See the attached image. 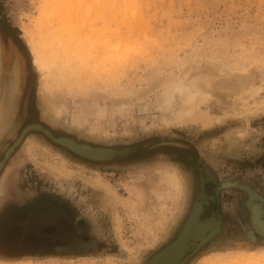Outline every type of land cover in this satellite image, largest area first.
Masks as SVG:
<instances>
[{"label":"rangeland","instance_id":"374dc122","mask_svg":"<svg viewBox=\"0 0 264 264\" xmlns=\"http://www.w3.org/2000/svg\"><path fill=\"white\" fill-rule=\"evenodd\" d=\"M133 1L124 16L121 0H0V264H144L178 235L202 177L204 215H216L199 218L220 228L181 264H264L251 208L258 199L264 230V0ZM52 27L65 34L44 38L60 55L42 78L23 32ZM174 80L208 96L162 104ZM55 97L68 111L50 109ZM33 122L108 160L38 129L21 136ZM162 168L180 182L152 215Z\"/></svg>","mask_w":264,"mask_h":264},{"label":"bare ground","instance_id":"6f19581e","mask_svg":"<svg viewBox=\"0 0 264 264\" xmlns=\"http://www.w3.org/2000/svg\"><path fill=\"white\" fill-rule=\"evenodd\" d=\"M121 1H123V10L121 11V9H120V11L122 12V14L124 15V14H132V13H134L133 11V9H135L134 8V1L132 2V4H133V9H132V12L130 11L131 9H129L130 7L129 6H131L132 4H131V0H121ZM47 3H48V1H47ZM111 3V2H110ZM122 3V2H121ZM45 4V3H44ZM68 4V6L66 7L67 9L66 10H68V7L70 8H72L73 7V5L71 6L70 5V2L69 3H67ZM65 5V4H64ZM77 5V4H76ZM46 6H47V4H46ZM121 6V5H120ZM44 7H45V5H44ZM57 7H59V6H57ZM127 7H129V8H127ZM71 8H70V10H71ZM44 9V8H43ZM42 10V9H41ZM63 10V9H62ZM125 10H129L127 13H125ZM43 11V10H42ZM75 11V10H74ZM124 12V13H123ZM118 13V12H117ZM136 13H137V11H136ZM138 13H140V10H139V12ZM42 14H43V12H42ZM121 15V14H120ZM114 16V15H113ZM125 16V15H124ZM127 17L128 16H130V15H126ZM133 16V15H132ZM131 16V17H132ZM137 16V15H136ZM134 17V16H133ZM130 18V17H129ZM128 18V19H129ZM136 18V17H135ZM138 18H141V15L139 16L138 15ZM127 19V20H128ZM132 19V18H131ZM138 20V19H137ZM66 21H67V19H66ZM126 21V20H125ZM131 22V21H130ZM139 22H140V20H139ZM124 23V22H123ZM126 25V24H125ZM65 26V25H64ZM51 28V27H50ZM55 27H52V29H54ZM69 28V27H68ZM71 28V27H70ZM47 30L48 29H46L45 31V34L43 35L42 34V36H43V38H42V36H39V37H36V36H33V35H31L30 34V32L27 30V29H24V36L26 37V44H27V46H28V48H29V50H30V52H31V56H32V61H33V63H34V65L39 69V71H40V73H41V75H42V78H43V75L45 74V73H47L49 70H51L52 69V66H53V64L55 63V61L57 60V59H59L58 57H59V55L60 54H57V53H51V51H49L48 50V48H47V45H48V43H46V41H45V39H47L49 36L47 35V34H49V35H53V38L54 37H59L60 36V39L63 37V35L65 34L64 33V31H62V30H57V29H54V30H51V29H49L48 30V32H47ZM71 30V29H70ZM42 32H40V34H41ZM69 33V32H68ZM33 34V33H32ZM48 36V37H47ZM41 38H42V42H44V44H41ZM45 38V39H44ZM70 38V37H69ZM63 39V38H62ZM67 41V40H66ZM61 49H63V48H61ZM65 50V49H64ZM59 62V61H58ZM57 65V64H56ZM68 68V67H67ZM14 73H16V70L14 71ZM74 73V72H73ZM77 75H78V73L77 72H75ZM263 75V74H262ZM186 76V75H185ZM74 78V77H73ZM178 78V77H177ZM263 80V79H262ZM179 80H177L176 81V83H175V80H174V82L172 81V84H171V82H169V84H167L166 83V85H164V89H163V93H162V96H163V99H162V97H161V100H162V104H163V102L164 101H167V103L169 102V99H171V97H172V95L174 94H176V92L178 93V95L180 94H186V96H187V101L186 102H188V104H190V102H192V105H193V103H195L194 101H196V98L197 97H199V96H201L202 94L204 95L205 93H207L206 91L204 92H202V89L200 90V89H197L196 87H192V85L190 86V85H185L184 83H180V81L178 82ZM238 83V85H239V82H237ZM240 87H241V85H240ZM1 88H3V90H5V91H7V92H9V94L10 95H12L14 92H16V90L17 89H15L16 87H15V84L13 85V84H10V85H8V84H5V85H3V87H1ZM256 90V89H255ZM4 93V92H3ZM208 94V93H207ZM205 95V96H203V97H205L206 98V96H208V95ZM173 95V96H174ZM16 97V96H15ZM9 99H10V97H9ZM50 99V98H49ZM56 99V97L55 98H52V99H50V101H48L49 102V105H50V109L52 110V111H54V112H56L57 114H61V113H63L64 111H68V109L65 107V105L62 103V102H58L57 100H55ZM188 99H189V101H188ZM200 99H202V97H200ZM199 99V100H200ZM164 100V101H163ZM58 102V103H57ZM197 102V101H196ZM166 103V102H165ZM161 104V103H160ZM187 104V103H186ZM191 105V104H190ZM126 106V105H125ZM189 106V105H188ZM11 107H12V105H10L9 107H7V109H6V113L8 114V111L11 109ZM192 107V106H191ZM154 108V107H153ZM185 108V107H184ZM155 109V108H154ZM119 111V113H120V111H121V109L119 108V109H116V111ZM123 110H125V109H123ZM116 113V112H115ZM118 112L116 113V115L117 114H119ZM121 114V113H120ZM32 126H38V125H32ZM59 139V138H58ZM60 140V139H59ZM61 141V140H60ZM62 143H64V141H61ZM68 148H70V149H72L71 147H69L66 143H64ZM128 147V146H127ZM131 148V147H130ZM73 151H75L74 149H72ZM103 150H105V149H103ZM76 153H78V152H76ZM117 154V153H116ZM82 155V154H81ZM123 155H128V154H123ZM85 156V155H84ZM85 157H87V158H89V159H93V160H96V159H94V158H91V157H88V156H85ZM1 163V162H0ZM2 164V163H1ZM41 165V164H40ZM164 168V167H163ZM161 169V170H164V169ZM49 169V168H48ZM166 169H167V167H166ZM175 169V168H174ZM174 169H172L173 170V172L172 171H166V170H164V171H162V175L160 174V176H159V178H157L156 179V177H155V182H153L151 185H152V190L150 191L149 189V191L152 193V194H147V195H149L148 196V201L149 200H152V199H154V200H152L153 202L157 199L158 200V198L160 199V197L162 196V195H167V196H170V187L173 185V184H175V183H177V185H179V177L176 175V173L174 172ZM157 169H154V171H156ZM158 171H160L159 169H158ZM158 171H157V173H158ZM154 173V172H153ZM156 173V174H157ZM155 176V175H154ZM158 177V176H157ZM181 179V178H180ZM181 184V183H180ZM150 185V186H151ZM177 185H174V187L175 186H177ZM150 186H148L149 188H150ZM150 188V189H151ZM175 189V188H174ZM177 190V189H176ZM200 197V196H199ZM169 198V197H168ZM253 200V199H252ZM149 202V203H146L147 205H146V207L145 208H147V210L148 211H150V214H152V215H155V213L153 214L152 212L154 211L153 210V207H154V204H156V201L153 203V202ZM258 201V199H255V201L253 200V205H254V209H255V215L257 216V214H256V208H255V202H257ZM258 202H260V201H258ZM152 203V204H151ZM157 203H159L160 204V202H157ZM206 203H207V199H206ZM205 203V204H206ZM158 204V206H160ZM199 204V199L193 204V206H192V209H191V211H190V215H191V217H190V219L188 220V222H187V224L185 225V227H184V229H183V231L180 233V235H179V237L175 240V241H173L172 243H170L171 241H169L168 243H166L165 245H167L168 244V246H163V248H162V250L161 251H159L154 257L153 256H151V259L149 260V262L147 263V264H179L180 263V260L184 257V255H185V253H186V251L188 250V249H190V248H196V247H198L203 241H205L209 236H211L213 233H215V232H217L218 230H219V228H220V221H219V219H216V218H214L213 216L211 217V218H209V219H206V220H200V218H199V215H200V213H201V210H203L202 209V203L200 204V206H199V208L197 207V205ZM157 205V204H156ZM155 205V206H156ZM163 205V204H162ZM162 207V206H161ZM252 208V212H253V222H254V225H255V227L260 231V232H264V230L263 229H260L259 227H258V225H257V221H256V216H254V209H253V206L251 207ZM43 210H45L44 212H43ZM145 210V209H144ZM153 210V211H152ZM39 211V210H38ZM41 211V210H40ZM152 211V212H151ZM42 213H46V214H52L53 213V211L52 210H49V209H45V207H43L42 208V211H41ZM142 213V212H141ZM145 214V213H144ZM151 220V219H150ZM203 221V222H202ZM210 221H212V222H214L213 224L212 223H209ZM206 223V222H208L209 224L208 225H205L204 227H203V229L202 230H200V231H197V232H193V231H191V229H194V230H196V229H198V227H200V226H198L200 223ZM186 223V222H185ZM157 226V225H156ZM153 227V226H152ZM151 230V229H150ZM170 243V244H169ZM165 247V248H164ZM167 253H172V255L170 256V257H168L167 256ZM245 254H247L248 256H249V258H254L255 256H257V255H259V254H256L255 255V252L254 253H252V252H248V253H245ZM209 262H207L208 264H212L213 263V260H208ZM206 263V264H207Z\"/></svg>","mask_w":264,"mask_h":264},{"label":"flooded vegetation","instance_id":"af4514ba","mask_svg":"<svg viewBox=\"0 0 264 264\" xmlns=\"http://www.w3.org/2000/svg\"><path fill=\"white\" fill-rule=\"evenodd\" d=\"M38 125V126H32V125ZM34 128V129H38V130H40V131H42L43 133H45V130H47V131H49L50 132V135L52 136V137H61V138H59L60 140L61 139H67V140H71L72 142H74V145L75 146H77V147H82L83 145H85L86 143H80V142H77L75 139H73V138H70V137H66V136H57V135H54V133L50 130V129H48L47 127H44L42 124H40V123H36V122H33V123H29V124H26L24 127H23V130L24 129H27V130H29V129H32V128ZM22 130V131H23ZM22 131H21V134H22ZM46 135H48L47 133H45ZM49 136V135H48ZM50 137V136H49ZM16 143V142H15ZM65 143V142H64ZM67 144V143H66ZM68 145V144H67ZM86 145H90V144H86ZM15 146H16V144H14V142L11 144V145H9L6 149H5V151H4V157L5 156H9L10 155V153L14 150V148H15ZM69 147H71L72 149H74L76 152H78L79 154H82L81 152H79L76 148H74V147H72V146H70V145H68ZM90 146H94V145H90ZM128 147H126V148H123V149H117V148H114V149H116V150H124V149H127ZM133 152V148H129V152H128V155L130 154V153H132ZM85 154H82V156H84ZM117 155V154H116ZM85 156H87V155H85ZM115 156V154L112 156V157H114ZM88 157H90V156H88ZM111 157V158H112ZM91 158H94V159H96L95 157H91ZM96 160H108V159H96ZM2 161V164H1V167L3 166V163H4V160H0V162ZM200 188H201V190H200V192H199V194H198V196H197V198L194 200V203L199 199V204L197 205V207L199 208V206H200V204L202 203L203 205H202V209L203 210H201V216L202 217H208V216H210V215H212L213 213L215 214V212L212 210V212L209 214V215H204V211L209 207V203H210V200H213L214 199V197L212 196V195H209V194H207L206 192H205V187H204V178L202 177L201 178V185H200ZM200 196V197H199ZM206 199H207V203H206ZM193 203V204H194ZM206 203V204H205ZM261 205V204H260ZM43 207H45V206H41L40 208H39V211L37 212V216H39L40 218H43V217H45V219L46 220H48V221H50V220H52L54 217H56L57 215H58V212L54 209V213H52V214H46V213H42L41 211H42V208ZM41 210V211H40ZM216 215V214H215ZM262 216L264 217V209L262 210ZM209 223H202V226L201 227H198V229H196V230H194V229H192L191 231H193V232H197V231H200V230H202L203 229V227L205 226V225H208ZM177 237V236H176ZM175 237V238H176ZM174 238V239H175ZM173 239V240H174ZM172 241V240H171ZM166 246V245H165ZM163 248V247H162ZM162 248H160L158 251H156L154 254H156L157 252H159V251H161L162 250ZM165 248V247H164ZM193 249H195V248H190V249H188L187 251H186V253H185V255H184V257L182 258V261H180V264L183 262V260H184V258L187 256V254L191 251V250H193ZM153 254V255H154ZM152 255V256H153ZM172 255V253H167V256L168 257H170ZM151 258V256L145 261V262H147L149 259ZM145 264V263H144Z\"/></svg>","mask_w":264,"mask_h":264},{"label":"water","instance_id":"95a60500","mask_svg":"<svg viewBox=\"0 0 264 264\" xmlns=\"http://www.w3.org/2000/svg\"><path fill=\"white\" fill-rule=\"evenodd\" d=\"M32 128V127H31ZM28 129V128H27ZM27 129H24L23 130V132H22V134H21V136L27 131ZM45 133H47L53 140H55L56 142H58V143H60V144H63V145H65L64 143H62L58 138H61V137H52L51 135H50V132L49 131H47V130H45ZM21 136L18 138V140L16 141V143L21 139ZM66 146V145H65ZM72 150V149H71ZM74 152H76V151H74ZM117 154H127V153H124V150H117V152H116ZM77 154H79V153H77ZM79 155H81V154H79ZM116 155V154H115ZM2 163V162H1ZM190 217H191V215L189 214V216H188V218H187V220H186V223H184V225H183V227L181 228V230L179 231V233H178V235H177V237L173 240V241H175L178 237H179V235H180V233L183 231V229H184V227H185V225L187 224V222H188V220L190 219ZM257 229V228H256ZM258 230V229H257ZM259 231V230H258ZM259 233L261 234V235H263L264 236V232H260L259 231ZM214 234V233H213ZM212 234V235H213ZM211 235V236H212ZM211 236H209V237H211ZM208 237V238H209ZM207 238V239H208ZM173 241H171L170 243H172ZM204 242V241H203ZM169 243V244H170ZM166 246H168V244L166 245ZM158 253V252H157ZM156 253V254H157ZM156 254H154L153 255V257L156 255ZM151 259V258H150ZM149 259V260H150ZM149 260L147 261V262H145V264H147L148 262H149Z\"/></svg>","mask_w":264,"mask_h":264}]
</instances>
